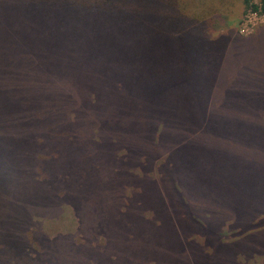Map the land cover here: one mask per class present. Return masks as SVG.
<instances>
[{
  "label": "trees",
  "instance_id": "obj_1",
  "mask_svg": "<svg viewBox=\"0 0 264 264\" xmlns=\"http://www.w3.org/2000/svg\"><path fill=\"white\" fill-rule=\"evenodd\" d=\"M10 5L11 11H7ZM248 9L253 12L261 9L264 11V0H261L260 5L255 4L254 0H0V23L6 24L8 19L16 21L19 18L26 20L31 18L45 29L49 27L47 19L51 16L58 22L69 21L71 23L69 28H61L59 31L56 28V30L52 29L57 36L54 45L37 46L35 53L47 56L57 50L67 51L69 45L64 41L65 33L70 34L72 30L75 32L84 27L85 22L80 21L81 18H91L92 23L87 26L89 31L86 34L91 37L90 44L93 45L98 41L97 37L104 35L105 38L107 37V45L109 42L117 43L123 53L130 58L142 59L143 67L149 70L150 83L171 79L180 85L200 86L208 72L206 64L210 57L209 43H217V40L219 41L227 34H237L231 25L230 17L235 12L242 14ZM2 11H4L3 14ZM48 21L51 22L50 19ZM99 22L103 23L105 31L101 30L102 26ZM61 31L63 34L60 33ZM24 35L14 33L12 29L10 39L14 40L15 44L19 42L18 39H25L27 43V39L23 38ZM32 37L33 34H30L28 30V38L32 39ZM145 41L150 47H143ZM164 42L171 48L177 47L182 54V63L179 61L178 65L172 69L154 62L158 50L157 44L160 57L156 60H162L163 50L160 47ZM24 45L27 50H31L28 44ZM181 46L184 48L182 49ZM125 50L128 52L126 53ZM72 55L75 56L74 50ZM18 60H20L19 56L13 57V62L19 63ZM22 61H26L23 63L28 65L37 63L35 59L32 63L30 58H24ZM193 88H172L169 92L163 91L162 88L147 89L144 91L146 93L126 92L129 96L117 99L114 107L104 112L103 116H108L109 119L106 126H103L105 121L99 120V123L96 121L97 130H94L93 124L86 125L88 127L86 130L82 123L81 127L73 129V135H66L68 140H65V143L69 149L80 147L84 157L95 156L99 162V166L96 167L97 176L95 174L92 176L91 171L83 168H76L71 174L73 166L66 157L62 156V151L68 150L58 148L55 154L61 155L51 156V159L64 164L65 172L59 175L55 170H51L48 176L42 177L39 172L41 161L38 155L41 154V147L44 144L40 142L38 129L35 126V122L38 123L42 118L35 117L33 122L24 124L21 121L11 120L12 123L9 126L11 132H15L11 142L12 151L7 150L0 141V156L4 158L5 154H12L17 158L20 166L17 170L11 169L0 157V180L2 172H6L18 185L25 184L38 176L58 186L56 188L58 195L48 213L35 216L53 217L59 213L62 205L68 203H75L79 211L83 199L81 198L80 201L77 193L81 189L87 192L86 196L94 195L98 184L94 182L93 177L99 179L101 177L102 183L99 188L108 194L105 203L100 204L102 210L96 211L94 207L95 223H91L87 229L85 218L84 221L81 219L83 225H80L77 230V237L80 238L76 241L71 235H62L52 240L41 235L37 242L32 241L28 236V229L34 217L28 224L18 223L15 227L18 229L16 243L13 247L8 244L4 236L2 240L0 237V264H114V261H119L121 264H148L149 262L156 264L159 261L156 259H161L160 262L163 263L162 251L156 259H148L147 252L150 249V238L147 240L150 235L148 227L142 229L140 236L127 239L124 245L120 243L121 238L115 236L119 231L117 221L121 220L122 228L124 219L123 214L117 217L114 215L121 200H129L127 207L132 205L140 208V211L144 210L142 213L144 217L146 212L151 214L147 210V203L144 202H149L148 194L144 193L150 185L158 188L160 196L164 198L162 200L166 214L170 217L182 216L185 219L181 221L180 218L181 223H178L173 218L170 222L174 234L177 235L173 238L175 243L172 246H178L180 234L179 240L183 242L180 250L187 254V258L198 252L204 256V259L213 257L224 263H236L235 255L239 251L214 239L219 236V230L225 220L230 222L229 226L233 230L240 229V231H247L254 225L264 223V122L245 120L226 124L227 129L234 131L231 133L234 134L233 137L230 136L231 138L228 139L231 144L230 153H228L220 138L212 134V128L219 119L210 114L209 101H206L202 103L204 106L202 109L194 108L190 111L180 109L181 111L176 114V120L173 121L169 130L179 135L175 124L182 118L184 133L180 136H185L183 141L174 145L165 141L158 147L149 148L147 146L148 131L155 134L158 125L160 129L164 128V124L153 117L155 104H160L161 100L166 98L178 100L179 93H183L182 97L185 98L186 91ZM238 93L241 101L243 92H235V94ZM21 94L12 88L8 100L14 105L15 102H20L16 98ZM255 100L258 98L255 97ZM120 105L122 107H119ZM122 108L129 109V114L122 115L120 111ZM263 110L264 103H257L256 117L258 119H261ZM112 111L115 117L109 116ZM93 116L96 120L102 117L99 114H93ZM61 118L63 119L62 115ZM142 120L146 124L143 131L139 127ZM30 134L31 136H28ZM32 138L33 145L30 143ZM121 147H125V152L120 153ZM29 149H33V152L27 151ZM166 149H170L171 152L166 153ZM26 155H29L30 163L27 168L22 162V158ZM156 161L159 171L163 174L162 177L160 174L158 178H153L147 174ZM137 165L146 168L143 169L141 177H136L140 188L134 189L130 195H124L122 199L118 192L123 190L124 183L132 182L134 176L131 168ZM30 168L31 171L27 173ZM164 179L168 181L173 191L184 190L187 198H179L175 194L172 196L164 190ZM1 188L0 185V190ZM247 190L250 191L248 195ZM232 196L241 204V212L247 211V214L252 215L250 218H244L240 223H236L226 213L221 212L217 218L213 217L215 214L218 215L219 211H225L224 205ZM210 197L214 199L211 198L212 200L208 201ZM112 198L113 201H111ZM219 201L221 203H218ZM257 204L258 206L255 207ZM105 209L108 212H104ZM204 213L207 218L203 216ZM195 232L206 236L207 242L204 245L189 239ZM111 237L115 246L108 241ZM3 246L5 250H2ZM191 262L193 261L186 264Z\"/></svg>",
  "mask_w": 264,
  "mask_h": 264
},
{
  "label": "rangeland",
  "instance_id": "obj_2",
  "mask_svg": "<svg viewBox=\"0 0 264 264\" xmlns=\"http://www.w3.org/2000/svg\"><path fill=\"white\" fill-rule=\"evenodd\" d=\"M254 3L260 5L261 0H254ZM11 8L10 5L7 11H11ZM261 10L253 12L248 9L242 14L235 12L230 19L231 25L238 35L227 34L219 41L217 40V43H209L210 57H208L206 64L208 72L205 81L200 86L197 84L180 85L171 79L150 83L148 79L149 70L143 67L142 59L130 58L129 55L123 53L117 43L109 42L107 45V37L105 38L104 35L97 37L98 41L93 45L90 44L91 37L86 36V34L89 31L87 26L92 23L91 18L80 19V21L85 22L84 27L80 29L81 31L74 32L72 30L70 34L65 33L64 41L69 45L67 51L57 50V52L47 56L35 53L37 46L54 45L57 36L54 35L55 31L52 29L59 31L61 28H69L71 25L69 21L58 22L51 16L48 18L51 22L47 19L49 27L45 28L46 30L42 28L40 23L32 21L31 18L28 20L19 18L16 21L8 19L6 24L0 23V141L7 150L12 151L11 142L15 132L12 133L9 126L12 123L11 120L21 121L24 124L25 122H33L35 117L37 119L42 118L38 123L35 122L39 140L44 144L41 147V154L38 155V159L41 161L39 172L42 177L48 176L51 170H55L59 175L65 172L64 164L51 159V156L57 155L59 157L61 155L60 153L55 154V150L58 148L68 150L67 152L63 150L62 156L66 157L67 161L72 164L71 174L76 168H83L91 171L92 176H94L93 174L97 176L96 167L99 166V162L95 156L84 157L80 147L69 149L65 143V140H68L66 135H73V129L81 127L80 124L82 123L86 130H88L86 125L90 124H93L94 130H97L99 120L105 121L103 126H106L109 119L108 116H103L104 112L106 109L114 107L117 99L126 95L129 96L126 92L146 93L144 91L147 89L160 88L169 92V89L172 88L194 87L186 91L185 98L182 97L183 93H179L180 99L178 100L166 98L161 100L160 104H155L153 117L162 122L164 128L160 129L158 125L155 134L148 131L147 146L149 148L158 147L165 141L174 145L183 141L185 136H180L184 133V120L182 118L175 124V129L179 135L169 130V127L174 123L173 121L176 120V114L181 111L180 109H185V111L194 108L202 109L204 108L202 103L209 101L210 114L219 119L212 128V134L220 138L221 142L224 143V149L230 153L231 144L228 139L231 138L230 136L233 137L234 134L231 133L234 131L230 128L227 129L226 124L245 120L264 122V110L261 119L256 117L258 115L256 113L257 103H264V11ZM99 24L102 26L101 30L105 31L103 23L99 22ZM12 29L14 33L25 34L23 38L27 39V43L25 39H18L19 42L15 44V41L10 39L12 38ZM28 30H30V34H33L32 39L28 38ZM60 33L63 34L62 31ZM146 43V41L143 42L145 44L143 47H150ZM24 44H28L31 50H27ZM137 48L139 50L138 45ZM181 48L184 47L181 46ZM157 49L159 50L158 44ZM160 49L163 50L162 60H156L160 57L157 50L156 58H154L155 63H160L168 69L176 67L179 61L182 63V54L179 53L177 47L171 48L169 44L164 42ZM73 50L75 56L72 55ZM14 56L20 57L19 63L13 62ZM24 58H30L32 63L35 59L37 63L35 65L25 64L23 62L26 61H22ZM12 88L22 93L16 98L20 102H15V106L12 101L8 100ZM235 92H243L241 101L239 99L240 94H235ZM255 97L258 100H255ZM191 103L193 104L190 106ZM120 111L122 115L130 112L129 109L124 108ZM93 114H99L102 117L96 120ZM109 116L115 117L114 112H110ZM23 126L25 127V125ZM139 127L142 131L146 128L144 120L139 124ZM153 136L155 138H151ZM30 143L33 145V138ZM124 150L125 147H121L119 151L123 153ZM166 150L168 154L171 152L170 149ZM27 151L33 152V149ZM2 153L4 154L3 151ZM0 157L9 168L14 170L19 168L20 164L14 155L5 154L4 158ZM22 162L27 168L30 164L29 155L22 158ZM34 162H36L35 158ZM140 165L131 168V173L134 176L132 182L124 183L123 190H119L118 195H121L122 199L124 195H130L134 189L139 190V180L136 177H141L143 169H146ZM151 168L147 175L158 178L161 174L162 177L163 173L159 171L157 161ZM29 171L31 168L27 173ZM93 178L94 182L98 184L94 195L86 196L87 192L81 189L77 193L79 200L83 199L79 211H77L78 206L75 203H68L61 206L57 215L46 217L35 215L48 213L47 211L52 207L51 205L58 195L56 190L58 186L50 184L48 180L38 176L25 184L18 185L10 177V174L2 172L0 180L2 187L0 190L1 240L5 237L9 242L8 244L13 247L18 231L15 228L16 225L20 222L28 224L34 217L28 229V236L32 241L37 242L41 235L50 238V240L62 235H71L76 241L80 238L77 237V230L80 225H83L84 218L85 227L88 229L91 223L96 222L94 207H96V211L100 210L101 205L107 200L108 192L99 188L100 183H102L101 177L100 179L98 177ZM163 184L164 190L172 196L175 194L176 197L187 198L184 190L175 189L173 191L166 179H164ZM65 190L67 189L65 188ZM249 193L250 191L247 190V195ZM144 194H148L149 202H144L147 203V210L151 212L149 214L146 210V217L142 216L144 210L141 209L142 211H140V208L132 205L127 207L129 200H121L117 206L115 217L123 214L124 219L122 228L121 220L117 221L119 231L115 236L121 238L120 243L122 245L127 243V239L140 236L142 229L148 227L150 230V235L147 238V240L150 238L148 259H156L160 256L161 251L164 255L163 263L160 262L161 259H156L159 260L156 264H186L190 261H193L191 264H264V223L253 224L254 226L247 231H240V229L233 230L229 226V221L222 222L219 236L214 241L237 249L239 252L235 255L236 263H224L213 257L204 259V256L198 252L187 258V254L180 250L181 243H183L179 240L180 234L178 235V246H172L175 243L173 238L177 235L174 234L170 223L173 218L178 223L185 219L181 216L180 221L179 217H170L166 214L162 200L164 198L160 196L158 188L150 185ZM211 198L214 199V197H210L208 201H211ZM257 206L258 204L255 207ZM224 207L225 211H219L220 213L213 215V217L217 218L222 212L226 213L234 222L240 223L242 219L252 216L247 214V211L241 212V204L237 202L234 196L226 201ZM104 212H108L107 209ZM136 213L138 214L136 215ZM203 216L207 218L205 213ZM129 220L131 222H128ZM232 226L234 227V225ZM109 229L111 230V228ZM103 239L105 241V238ZM189 239L200 245L207 242L206 236H202L199 232L192 234ZM108 241L114 245L112 237ZM184 244L186 246V243ZM4 247L2 250H5ZM95 247L99 248L96 245ZM116 251L119 253L118 248ZM118 263L121 264L119 261H114V264ZM148 264L152 263L149 262Z\"/></svg>",
  "mask_w": 264,
  "mask_h": 264
}]
</instances>
